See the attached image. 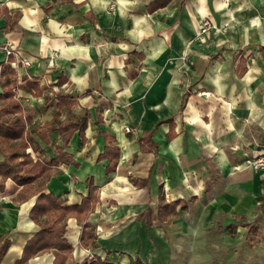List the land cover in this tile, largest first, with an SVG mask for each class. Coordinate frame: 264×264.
<instances>
[{"label": "crops", "instance_id": "crops-1", "mask_svg": "<svg viewBox=\"0 0 264 264\" xmlns=\"http://www.w3.org/2000/svg\"><path fill=\"white\" fill-rule=\"evenodd\" d=\"M204 17L228 33L204 45L195 38ZM7 43L32 61L9 63L21 110L7 119L22 117L28 133L0 140V162L24 141L51 167L43 191L64 206L96 188L85 214L63 217L72 246L63 264H202L213 221L226 234L244 226L264 240L253 221H240L264 194V170L247 163L264 154V0H0V71ZM57 113L60 121L87 116L84 134L64 143ZM147 131L155 149L144 148ZM60 146L76 163H52ZM43 178L21 194L12 178L0 190V264H55V247L22 261L51 218L31 215ZM162 202L176 203L175 213L160 211ZM230 244L220 264H263L264 256L237 263Z\"/></svg>", "mask_w": 264, "mask_h": 264}, {"label": "trees", "instance_id": "trees-1", "mask_svg": "<svg viewBox=\"0 0 264 264\" xmlns=\"http://www.w3.org/2000/svg\"><path fill=\"white\" fill-rule=\"evenodd\" d=\"M0 72V82L2 81L4 85V91L0 93V100L4 102L7 101V103L1 108V114L3 116L0 118V140H7L8 142H11L16 139L24 138L28 133V130L26 122L23 121L22 117L18 116L12 120L7 119L8 114L20 111L21 107L15 99L14 89L17 87V82L14 78H12L15 73L14 69L9 66V62L4 60L1 64ZM66 102L73 104L75 100L71 99L70 101H65L64 103ZM59 103L63 104V101L59 100ZM53 121L57 122V128L61 132L64 143H68L74 131L79 130L81 135L84 134V130L87 125V116L79 115L75 120L60 121L59 113H57ZM141 140L144 142L143 145L145 142L148 143V147L144 145V148H148L150 150L155 149L156 144L151 139V131H147ZM27 146V142H21L17 149L12 148L10 153L6 155L5 159L0 162V190L4 189L6 180L8 178H12L18 184L23 186L22 190L19 192V194H21L32 182L38 180L42 176L44 177L43 180L37 184L34 190V194H39V196L31 215L32 217L37 218V213L43 212L50 214L51 218L47 220L42 225L39 232L28 241L22 261L39 250L55 247L58 249L56 251L55 264H63L67 257V252L72 248L71 244L64 237L66 227L63 217L72 212L85 214L98 199L95 194L96 188L91 186L89 195L84 197L80 204L64 206V200L60 196H55L53 193H45L43 191L45 189L46 179L51 172V167L39 158L33 161L32 155L25 152ZM59 148V155L57 158L53 159L52 163H57L59 160L63 159L68 162H75L70 154L63 151V146H60ZM106 149L111 151L110 147H106ZM20 156H22L21 160ZM67 156L69 158H67ZM105 156L106 155H102L101 158H104ZM117 157L118 148L115 149L114 154V158L116 159ZM111 159H113V157H111ZM114 164L115 163L108 167L109 171L115 168ZM167 206H169V208L165 209ZM175 206L176 203L162 202L159 205V209L162 212L167 210L166 212L174 214ZM145 213L150 216L152 211L148 209ZM87 225L89 228L84 229L82 238L86 241H90L95 233L90 225ZM6 248L7 241H4L3 245L0 244V258ZM84 264L118 263L97 259L96 261L85 262Z\"/></svg>", "mask_w": 264, "mask_h": 264}, {"label": "rangeland", "instance_id": "rangeland-1", "mask_svg": "<svg viewBox=\"0 0 264 264\" xmlns=\"http://www.w3.org/2000/svg\"><path fill=\"white\" fill-rule=\"evenodd\" d=\"M209 17H204V19ZM202 19L201 22L204 20ZM211 19V18H210ZM219 33H228L226 28H216L214 22L211 20L209 27L202 31V26L200 23L198 34L195 38H199L203 41L204 45L214 43L215 35ZM2 101L0 100V118H2L1 108ZM24 142V141H23ZM33 157V156H32ZM249 159H255L257 156H250ZM36 159L33 157V161ZM247 161V160H246ZM248 163V161H247ZM249 164V163H248ZM264 170V166L260 168ZM16 182V181H15ZM17 183V182H16ZM262 187L264 193V178L262 179ZM264 200V194L259 198V202L256 207L248 211L245 220L240 221H253L256 226L257 231L264 234V212L259 208L261 202ZM223 216V213L220 214ZM218 217V216H217ZM224 217V216H223ZM223 225L222 221H213L207 229L206 236H204V249H206L205 254L202 258V264H220V261H223L226 257L229 256L227 253L230 249L233 250L231 242L235 243V248L238 251L237 254V263H240L244 258H251L254 262L256 259H260V256H264V240L260 236H252V234L247 230L246 227H238L235 235H229L220 230V227ZM247 233V238L242 235ZM249 235V237H248ZM211 250H214L212 252ZM211 251V252H210ZM236 258L233 257L228 261H235ZM264 260V259H262ZM260 264V262L258 263ZM264 264V262H263Z\"/></svg>", "mask_w": 264, "mask_h": 264}, {"label": "built area", "instance_id": "built-area-1", "mask_svg": "<svg viewBox=\"0 0 264 264\" xmlns=\"http://www.w3.org/2000/svg\"><path fill=\"white\" fill-rule=\"evenodd\" d=\"M211 24V19L206 18L201 22L202 31H205L207 27ZM4 52L5 58L4 60L7 62H11L14 65L23 64L25 66L31 65L32 61L30 58L24 56L22 52L19 50L16 45L13 43H7L1 46ZM14 59V60H13ZM125 130L130 132L133 130L130 126H125ZM248 163L252 165L256 169H260L264 166V154L258 153L257 157L253 159H248Z\"/></svg>", "mask_w": 264, "mask_h": 264}]
</instances>
